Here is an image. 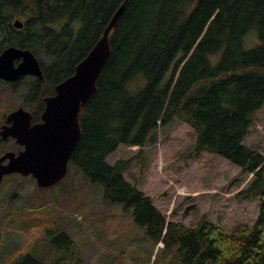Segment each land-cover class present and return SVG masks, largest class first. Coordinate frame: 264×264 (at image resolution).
Segmentation results:
<instances>
[{
	"label": "trees",
	"instance_id": "trees-1",
	"mask_svg": "<svg viewBox=\"0 0 264 264\" xmlns=\"http://www.w3.org/2000/svg\"><path fill=\"white\" fill-rule=\"evenodd\" d=\"M124 1L0 0V54L16 45L37 56L43 48L53 58L42 62L44 80L30 83L32 100L44 105L43 97L55 94ZM14 17L24 21L22 28L13 26ZM110 38L112 53L83 109L72 164L103 184L107 200L132 211L153 245L164 243L159 250L176 248L181 264H264V155L244 143L264 107V0H127ZM139 75L144 78L131 88ZM175 119L197 133L192 155L216 153L247 174L255 172L237 192L240 200L260 199L253 225L241 223L229 233L206 215L194 228L169 222L150 196L126 180L131 159L107 162L119 145L143 146ZM61 237L63 244L69 239L59 235L57 246ZM44 260L28 254L14 264Z\"/></svg>",
	"mask_w": 264,
	"mask_h": 264
},
{
	"label": "rangeland",
	"instance_id": "rangeland-1",
	"mask_svg": "<svg viewBox=\"0 0 264 264\" xmlns=\"http://www.w3.org/2000/svg\"><path fill=\"white\" fill-rule=\"evenodd\" d=\"M254 41L249 40L247 47ZM39 57L45 65L53 61L43 48ZM67 58L65 68L71 65V54ZM169 75L170 71L165 80ZM142 78L137 76L130 87L135 89ZM35 79L25 76L16 88L0 80V125L4 116L25 100ZM196 141L195 129L175 119L154 130L143 146L119 145L107 162L113 165L131 159L130 168L123 173L126 180L150 196L169 222L194 228L206 215L229 233L238 224L253 225L260 213V199L237 197L251 174L216 153L192 155ZM244 143L264 155V107L250 125ZM13 147L12 140L0 137V156ZM70 169L63 187L40 189L31 175L4 178L0 189V264H14L28 253L44 255L47 264H181L176 248L159 250L165 248L164 243L153 245L132 211L105 198L103 184L75 165ZM63 233L69 239L63 244L65 237H61L59 244L63 245L57 246L54 238Z\"/></svg>",
	"mask_w": 264,
	"mask_h": 264
},
{
	"label": "water",
	"instance_id": "water-1",
	"mask_svg": "<svg viewBox=\"0 0 264 264\" xmlns=\"http://www.w3.org/2000/svg\"><path fill=\"white\" fill-rule=\"evenodd\" d=\"M126 2L114 13L89 53L76 65L75 72L56 85V94L44 97L43 122L31 125L32 115L23 107L8 115L11 124L1 126V137L13 136L25 148L19 153L7 151L0 156V186L4 176L12 173L32 175L42 189L54 187L67 177L70 157L82 134L83 108L95 94L98 80L111 56L110 35L121 20ZM13 25L22 28L24 22L17 18ZM27 75L44 79L35 52L16 45L7 47L0 54V78L18 81Z\"/></svg>",
	"mask_w": 264,
	"mask_h": 264
},
{
	"label": "flooded vegetation",
	"instance_id": "flooded-vegetation-1",
	"mask_svg": "<svg viewBox=\"0 0 264 264\" xmlns=\"http://www.w3.org/2000/svg\"><path fill=\"white\" fill-rule=\"evenodd\" d=\"M19 82H16V83L15 82H10V83L14 84L13 87L16 88L17 85L20 84ZM24 99L25 100H23L22 103L18 104L13 110H15V109H17L19 107H24V109H26L27 111H29L30 114L32 115L31 125H35V124H38V123L43 122L42 115H43V112L45 110L46 103L43 101L44 105H42L41 102H37L35 100H32L31 99V95H28L26 97V93L24 95ZM13 110L9 111L8 114L11 113ZM8 114L4 116V118H3L2 122H1L0 128L5 123L11 124V122H9L7 120ZM81 122H82V120H81ZM6 140H12L14 142V147L11 150L16 151L17 153L20 150H22V149L25 148L24 145H21L20 143L17 142V139L15 137H12L11 136V137L7 138ZM6 140H4V141H6ZM69 164H72V160L69 161ZM6 176H8V175H6ZM6 176H4V177H6ZM47 236H49V235H47ZM28 254L30 255L32 253H28ZM28 254H26V255H28ZM44 262H45V260H44Z\"/></svg>",
	"mask_w": 264,
	"mask_h": 264
}]
</instances>
